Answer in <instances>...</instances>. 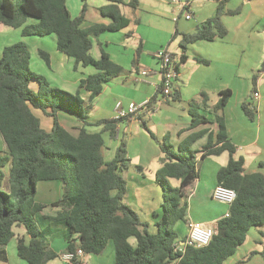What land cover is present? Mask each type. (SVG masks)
<instances>
[{
	"label": "trees",
	"instance_id": "1",
	"mask_svg": "<svg viewBox=\"0 0 264 264\" xmlns=\"http://www.w3.org/2000/svg\"><path fill=\"white\" fill-rule=\"evenodd\" d=\"M85 1L82 0L79 16L71 18L66 0H0V26L19 29L22 37L54 35L57 51L73 60L75 70L91 67L95 71L80 81L79 89L89 93L85 101L79 91L71 94L50 87L45 77L33 73L29 67L30 54L23 42L2 49L0 135L6 151L0 152V261H7L4 247L14 237V227L25 230V237L17 239L19 259L27 264H47L59 257L43 243L41 218L66 228V251L70 253L80 249L83 255H98L112 243L114 264H224L244 244L250 229H258L264 238V232L260 230L264 227V178L259 173H245L244 160L235 157V147L225 132L222 111L231 92H220L217 103L211 107L219 128L216 144L220 146L213 148L208 144L201 151L193 150L191 145L198 136L187 144H179L177 150L161 143V166L154 174V182L162 193L161 213L153 214L155 232H149L137 213L123 202L126 181L122 173L129 168L125 141L120 140L110 161L103 159L102 135L108 133L114 140L116 121H86L88 103L99 95L105 83L123 72L105 53L94 59L90 50L92 39L106 31H116L125 21L118 8L124 2L107 0L110 4L99 9L103 17L111 20L108 25L82 28ZM217 1L214 15L195 32L174 33L173 38H179L180 55L177 62L173 55L171 58L177 72L178 66L187 59L188 45L214 41L227 34L221 21L227 0ZM127 5L136 8L137 0H131ZM38 54L49 65L48 54L41 50ZM261 69H264V62ZM33 81L37 83L36 91L30 87ZM157 97L163 98L161 83L147 107H151ZM170 97L179 99L176 92ZM206 102L203 93L189 102L191 127L207 123L198 113ZM242 109L249 120L254 119V108L243 104ZM35 111L51 119L49 131L42 127ZM59 114L72 117L80 126L73 131L66 130L59 123ZM88 127L101 129L90 132ZM223 152L228 153L229 159L226 166L217 171L216 184L236 194L228 207L229 216L217 220L215 233L207 246L199 249L180 246L178 233L173 228L178 222H185L188 192L197 179L198 163ZM8 164V192H3V169ZM171 179L179 182L177 187L171 185ZM40 181H57L62 186V196L49 205L56 209L54 215H45L43 212L48 206L34 199ZM131 239H134L133 244ZM255 254L250 252L242 262ZM259 255L264 259V250ZM70 263L81 264V261L74 258Z\"/></svg>",
	"mask_w": 264,
	"mask_h": 264
},
{
	"label": "crops",
	"instance_id": "2",
	"mask_svg": "<svg viewBox=\"0 0 264 264\" xmlns=\"http://www.w3.org/2000/svg\"><path fill=\"white\" fill-rule=\"evenodd\" d=\"M130 1L123 0L124 4L118 5L121 15L125 18L120 28L113 32L106 31L97 39H92L90 55L94 59H99L101 54L105 53L114 64L122 68L123 72L105 83L99 95L88 103L86 121L89 123L113 120L116 102H121L123 107L130 102L137 104L149 102L161 83L159 65L154 53L159 49H165L177 62L180 55L179 38H173L174 33L195 32L204 21L214 15L218 3L217 0H189L193 17L192 20H186L182 16L185 13L172 0H137L136 8L127 5ZM65 3L71 18L78 16L82 9V0L74 9L73 15L68 0ZM109 4L107 0H86V11L81 27L88 28L95 24L108 25L111 20L103 17L99 9ZM89 6L94 9L93 15L88 13ZM182 17L185 22L180 19ZM221 21L227 30L225 37L214 41H197L188 45L187 59L178 66V75L173 85L172 92L178 94V100L171 97L167 99L157 97L156 102L140 112L137 118L117 121L114 140L109 138L108 133H104L114 144L106 147L104 141L103 149H113L114 154L120 140L125 141L129 168L122 173L126 181L123 202L137 213L140 222L146 224L151 233L155 232L156 220L153 214L161 213L162 193L154 182V174L160 168V160L163 156L161 143L171 145L177 150L179 144H187L194 136H198L191 145L193 150L201 151L208 144L213 148L220 146L216 144L219 128L211 107L217 103L219 93L222 91L231 92L222 116L226 135L235 147V157L244 160L245 173H259L264 178V69H261L264 62V0H237L235 4L233 0H228L224 5ZM145 24L146 27L142 28L141 25ZM9 29L11 28L1 25L0 33L8 34ZM111 34L116 36H110ZM53 39L55 43V36ZM2 49L0 48V56ZM39 50L46 52L41 45H37L34 56H39ZM46 53L49 56V65L44 61L43 65L36 60L34 63L35 67L41 70V76H44L48 82L51 80V75L61 77L63 86L69 89H64L66 92L74 94L79 91L82 99L87 101L89 93L79 89V84L81 80L92 75L94 69L78 67L75 70L73 60L59 53L57 49H50L49 53ZM29 54L31 60V52ZM64 69L72 70L74 74L69 79H65L62 72ZM142 72L146 74L143 75ZM33 85L32 83L30 87L33 88ZM253 89L259 94L257 100L252 98ZM201 93L206 95L207 102L206 106H203L204 109L199 108L198 113L204 116L207 123L191 127L188 104L191 100L197 99ZM243 104L254 108L253 120H249L244 114ZM35 115L39 118L41 116L36 113ZM45 118L44 122L41 121V125L49 131L52 121L50 118ZM58 118L61 126L68 131L80 126L68 115L59 114ZM67 124L70 128L66 126ZM87 129L90 132H98L101 127ZM4 151L6 145L0 135V152ZM228 159V153L223 152L199 161L197 179L188 192L185 222L177 223L186 228L185 233L177 231V241L180 246L187 236L188 222H202L214 227L217 220L228 210V206L223 203L218 202L224 206L223 208L220 206L219 209L208 203V200L213 201L212 192L217 186V171L226 166ZM170 183L174 187L179 184L174 179H171ZM62 193L59 182L40 181L36 185L34 199L37 203L48 206L44 209L45 215H54L56 209L49 205L56 202ZM197 209L201 212L197 213ZM39 226L42 230L43 243L59 255L47 264H71L62 259L67 253L66 228L60 223H52L41 218H39ZM150 226H153V229ZM255 230L258 235L252 237L254 247L249 253L254 251L257 254L252 258L259 257V253L264 250V238L261 237L258 229ZM260 230L264 232V227ZM13 233L14 237L4 247L7 261H0V264H27L19 259L16 250L17 239L25 237V230L22 227H14ZM248 234L242 246L246 244ZM130 243L133 244L132 240ZM236 252L232 257H236ZM246 257L247 255H240L236 263L242 262ZM76 259L80 260L81 264H114L113 244L109 243L98 255H83Z\"/></svg>",
	"mask_w": 264,
	"mask_h": 264
},
{
	"label": "built area",
	"instance_id": "3",
	"mask_svg": "<svg viewBox=\"0 0 264 264\" xmlns=\"http://www.w3.org/2000/svg\"><path fill=\"white\" fill-rule=\"evenodd\" d=\"M172 2L180 7V10L184 12V17L189 20L193 17V13L190 8L189 0H172ZM154 58L157 60L159 65V74L161 77V86L163 90V98H170L173 85L177 78L178 72L175 68V62L171 58V54L165 49H159L154 53ZM146 74V72H142ZM259 94L254 91L252 98L257 100ZM148 102L144 103H128L125 107L122 106L121 102H116L114 109V121L127 120L129 118H137V116L147 107ZM236 194L233 190L225 189L220 185L215 186L212 192V199L227 205L228 207L235 200ZM229 216L228 210L223 217L227 218ZM214 227L202 222H188L187 223V236L183 243L184 247L192 248H203L209 244L213 235ZM181 251V248H180ZM83 256L80 249H77L74 253L67 252L62 256L63 260L72 261L74 258Z\"/></svg>",
	"mask_w": 264,
	"mask_h": 264
},
{
	"label": "rangeland",
	"instance_id": "4",
	"mask_svg": "<svg viewBox=\"0 0 264 264\" xmlns=\"http://www.w3.org/2000/svg\"><path fill=\"white\" fill-rule=\"evenodd\" d=\"M230 1H232V0H230ZM78 3L80 4V0H68V5H69L70 12H71L72 15H73L74 9L77 7V4ZM233 3L234 4L237 3V0H233ZM88 13L91 14V15H93V13H94L93 7H90L89 6ZM79 14H78V16H79ZM182 16L184 17V14ZM76 17L77 16H75L74 18H76ZM183 17L180 18V19L184 21ZM89 19L91 20V18H89ZM141 27L142 28H145L146 27V24L144 26L141 25ZM110 36H116V35L115 34H111ZM53 38H54V36H47V37H42V38H39V37H26V38H23V37H21L19 30L9 29V33L8 34L6 32L0 33V48H4V46H8V45H11V44H14V43L23 42L27 46L28 51L31 52V60H30L31 66H30V70L33 73L37 74V75H42L41 74L42 73L41 70H39L38 68H36L34 63H35V60L38 61L42 65L44 64V62H43V60H41L39 58V56H34V50L36 49L37 45H41L42 49L45 50L48 53H49L50 49L51 50H56L55 49V43H54V39ZM88 69L89 70H93V68H91V67H88ZM62 72H64L65 79H69L70 76H72L74 74V72L72 70L71 71H69V70L67 71L66 69H64V70H62ZM50 79L51 80L54 79L52 81L50 80L49 82L47 81L49 83L50 87H53V88H56V89H60V90H63V91H66L64 89L69 90L67 86H63V84L61 82V77L58 78L56 75L55 76L54 75H51V78ZM33 84L34 85H33V88H31V90L36 91L37 90V83L35 81H33ZM68 93H70V92H68ZM71 94H73V93H71ZM35 113L37 115H39V116L41 114L39 111H35ZM40 118H41V121H43V122L46 120V118L43 117V116H40ZM70 118L73 120L72 117H70ZM66 126L68 128H70V125L69 124H67ZM102 137L104 138L106 147H110V145H113L114 144L113 141L107 139V137L105 136V134H103ZM113 157H114L113 149L112 150H109L107 148H104L103 149V158H104L105 161H109ZM9 167H10V164H8L3 169L4 175H5V178H4V180L2 182V185H1V190L3 192H8L7 178H8V170H9ZM208 203L211 206H213L215 209H219L220 206L222 208L224 207L223 205H220V203H218L217 201H214V200L213 201L212 200H208ZM200 212H201V210L200 209H197V213H200ZM177 226H178L179 229H177ZM150 228L153 229V226H150ZM173 229L176 232L178 230L182 231L183 233L186 232V228L182 224H180V223L177 224L176 226H174ZM257 235H258L257 231L255 229H251L250 232H249V234H248V238H247L246 244L244 246L240 247L239 249H237V252H236L237 255H236V257H232L229 261H226L225 264L236 263L237 262V259L238 260L240 259V255H242V256L247 255L248 256L249 250L252 247H254L253 241H252V237H256ZM131 240L134 243V239H131ZM14 256H16V255H14ZM15 258H18V257H15ZM23 264H25V263H23ZM236 264H264V259L262 258V256H259V257H256V258H251V259H249L246 262L239 261Z\"/></svg>",
	"mask_w": 264,
	"mask_h": 264
}]
</instances>
